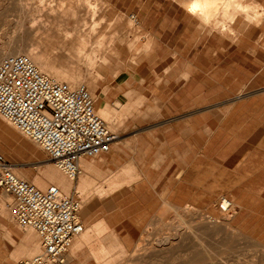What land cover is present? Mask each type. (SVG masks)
I'll list each match as a JSON object with an SVG mask.
<instances>
[{
	"label": "rangeland",
	"instance_id": "374dc122",
	"mask_svg": "<svg viewBox=\"0 0 264 264\" xmlns=\"http://www.w3.org/2000/svg\"><path fill=\"white\" fill-rule=\"evenodd\" d=\"M12 1L0 0V5H11ZM26 1L33 5L31 8L39 3L38 0ZM108 2L111 9L106 11L105 15L108 17L106 20L111 19L116 22L118 27L125 28V17L136 14L135 16L138 15L143 27L150 31V33H122L125 42L120 47L127 64L122 68V72L127 74L122 83H114L113 78L110 81L104 80V78L98 80V86L101 89L106 88L102 99L112 108L117 100L121 104L128 102L130 97L128 93L134 91V94L131 95L134 104L137 105L134 109L132 108L129 113L126 111L122 113L120 108L114 107L116 112L120 111L119 114H116L118 123L114 130H111L118 136L115 141L129 138L136 142L137 136L141 135L140 133L145 130V127L158 123L163 118V111L169 113L166 116H171L163 119L168 122L167 125L170 124V121H175L173 118L178 115L167 108V105H173V79L186 77L187 72L193 73L198 81L204 77L216 78L223 75L227 77L228 73L235 77L245 78L252 72L251 70H241L238 67L233 69L229 61V56L233 55L230 53L228 55L226 52L224 54L212 52L211 49L217 50L218 30L209 28L202 30L200 27L192 29L186 23L179 22L182 15L180 12H177L176 16L174 15L173 0H108ZM17 13L11 11L6 19V11L3 8L0 10V44L8 40V37L11 38L17 34L12 33L18 18ZM78 17L80 16L78 15ZM100 17L97 15V18ZM89 18L82 21L91 28V18ZM82 21L79 22V25L75 24L78 28L76 31L88 33L90 28L86 29L87 26H81ZM98 21L101 20H97L98 32L109 31L108 33H111L112 29H106V24H103V27L102 23L104 22L99 23ZM30 24L29 20L26 21L25 27L29 28ZM204 30H207V33ZM210 30L215 31L213 32L215 35H212ZM38 33H43V31L35 29L24 39L30 49L40 48L37 44ZM93 33L95 34L96 31ZM135 35L139 37L138 40H134ZM95 40L94 38L93 41ZM130 41H134L133 48L129 45ZM146 41H150L151 46H149L148 52H143L144 49L140 50V48ZM117 43L119 44L118 41ZM186 44H188L187 47H185ZM205 45L207 48H204ZM45 48L49 49L50 47L43 46V49ZM138 51L142 52H140L137 62L132 63L131 57ZM96 61V66L93 68L94 75L97 74L100 64L98 58ZM112 62L115 64L116 60L113 58ZM57 64L61 63L57 61ZM79 64L83 69L86 63L80 61ZM246 65L250 67L249 63ZM201 69H204V72ZM248 73L249 75H247ZM83 83L90 91L94 102L96 100L99 103V93H92L88 82H83V78H81L77 85ZM199 88L214 90L213 85ZM234 123L236 122L232 121L229 125ZM5 125L11 127L9 134L4 133ZM230 128L235 130L237 127ZM213 133H210V137L213 136ZM223 136L231 137V140L227 141L222 149H220L221 143L212 141L209 152L211 156L214 155L212 158L216 164H218L217 162L223 164L220 165L219 176L223 177L224 181L215 184L224 188L217 195H211L210 198L204 199L199 195L200 193L195 192V189L183 188L174 182L173 198L161 200L159 197L156 199L147 198L144 191L135 195L127 188H122L123 185L119 183V181H123L121 180L123 175L127 174L125 168L114 171L98 170L89 179L90 185L81 192L79 190V193L73 187L69 195H76L80 200V212L84 227H88V224L93 225L88 241L74 253H71L72 249L69 250L68 254L71 255L70 257L67 255V263H70L75 254H78L82 256L81 264H220L221 260H223L222 264H232V262L237 264L238 261H242L244 264L253 262L264 264V164L258 165L254 158L247 159L242 156L243 153L249 151V143H251L247 141L249 134L232 133ZM128 148L129 152L132 151L131 147ZM0 152L3 153L8 163L18 167L16 170L29 180H34L49 166L56 168L63 177L69 179L43 149L1 117ZM217 168L216 165L214 170L218 171ZM79 175L75 178V182L79 179ZM34 184L37 186L36 182ZM50 184L43 183L42 189ZM162 193L166 192L163 190ZM0 195V205L4 207L5 202L7 204L11 197L6 196L2 190H0ZM225 197L233 203L227 210L230 216L228 224L231 229L220 226L221 230L219 229L218 234L214 233L215 235L213 230H199L197 234L199 237L188 239L186 233L188 228L183 226L177 232L185 233L186 238L180 244L175 243L176 230L174 226L183 223L178 222L179 218L173 207L180 209L184 219L189 222L193 220V223H196L200 218H203V221L211 218L224 223L221 202ZM148 200L150 203H147ZM88 203L90 204L88 205ZM5 208L7 207L5 206ZM83 211L86 213L85 216L82 215ZM164 213L165 216H163ZM232 229L233 232H230ZM232 233H235V236L231 238L230 234ZM173 235L174 237H172ZM170 241H173L172 245ZM207 248L210 251H207ZM36 252L30 256L33 257ZM30 256L27 259H30Z\"/></svg>",
	"mask_w": 264,
	"mask_h": 264
},
{
	"label": "crops",
	"instance_id": "0c3cea01",
	"mask_svg": "<svg viewBox=\"0 0 264 264\" xmlns=\"http://www.w3.org/2000/svg\"><path fill=\"white\" fill-rule=\"evenodd\" d=\"M255 1L264 5V0ZM173 10L175 16L177 12L182 15L179 22L186 23L192 29L199 28L191 18L183 14L178 0H173ZM210 32L215 35V31ZM218 32L217 50L211 49L212 52L230 53L233 55L229 56L233 69L238 67L251 70L250 75L248 73L249 76L242 78L228 73L227 77H204L198 81L193 73L187 72L186 77L173 79V105H167V108L178 115L173 118L175 121L167 125L168 122L163 119L171 116H166L169 113L163 111V118L145 127L136 142L123 138L115 141L107 153L95 158H82L79 161L80 177L73 182L76 192L85 190L90 185L89 179L100 169L114 171L125 168L127 174L123 175V181L119 183L135 195L144 191L147 198H173L174 182L183 188L195 189L204 199L210 198L224 188L215 184L224 181L219 176L220 165L223 164H216L212 158L214 155H210V143H221L222 149L231 140V137L223 135L232 133L249 134V151L242 156L254 158L258 165L264 164V34L238 33L236 40L232 39L234 43ZM201 70L204 72V69ZM206 85H213L214 90L199 88ZM232 121L236 123L229 125ZM230 127L237 128L232 130ZM211 132L214 133L210 137ZM128 147L132 151L129 152ZM216 165L218 171L214 170ZM82 215H86L85 211ZM80 218L82 220L81 212ZM92 225L84 227L89 231V236ZM39 240L35 231L19 227L11 212L0 205V264H20L35 252ZM81 262L82 256L75 254L67 264Z\"/></svg>",
	"mask_w": 264,
	"mask_h": 264
},
{
	"label": "bare ground",
	"instance_id": "6f19581e",
	"mask_svg": "<svg viewBox=\"0 0 264 264\" xmlns=\"http://www.w3.org/2000/svg\"><path fill=\"white\" fill-rule=\"evenodd\" d=\"M38 2L39 3L34 5L33 8H31V6L33 5H31L30 2L26 0H13L11 2V5L8 6L0 5V10L3 8V10L6 11V19L11 11L18 12L15 29H13L12 31V33L17 34H14L11 38L8 37V40L0 44V61L4 57L9 55L24 54L28 56L32 60L34 65L38 68V70L46 75L49 79L55 82L66 83L71 88L77 87V82L79 81V79L83 78V82H88L87 84L92 93H99V103H97L95 100V107L99 112L97 113L100 114L99 116L106 122L108 129L110 131L114 130L116 123H118L116 114H119L120 111H122V113L125 111L126 113H129L132 108L134 109L137 106L136 103L134 104V99L131 96L132 94H134V91L132 90L128 93V96L130 97L128 99V102H126L125 104H121L119 100H117L114 107L120 108V111L116 112L114 107L112 108L105 100L102 99L106 93V88L101 89L98 86V80L100 78H104V80L110 81V79L113 78L114 83H122L127 76L124 71L122 72L123 66L127 65L122 54V49L120 47V45L125 42L122 33H150V31L143 27L138 15V18L135 16L136 14H133V16L130 17H125V28L118 27L116 22L111 19L106 20L108 17L105 14L106 11L110 8V3L108 2V0H38ZM8 3L10 4V2ZM178 3L183 9V14L191 18L193 22L200 28H209L212 30L216 29L220 31V33H223L225 37L227 36V38H230V40L234 39L238 35V33H243V35L244 33L264 34V5L258 3L255 0H178ZM101 13L102 15H99ZM219 13L220 16H218ZM78 15L80 17H78ZM97 15L101 17L97 18ZM88 18L91 20V28L85 25L86 23L84 22L85 20H88ZM104 19L105 21H103ZM28 20L31 22L29 28L27 26L29 31L25 27L26 21ZM97 20H101L102 22H104L102 23L100 21L102 25L106 24V29H112L111 33H108L109 31L107 32L105 28H103L106 31L105 33L98 32L99 28L97 29V26L99 24L97 23ZM80 21H82L83 23L81 24V26H87L88 28L86 29L90 28V31H87L88 33H84V31L82 33L79 32V30L78 32L76 31L78 28L75 26V24L78 23L79 25L81 23ZM114 24L116 25L114 26ZM35 29H41L43 33H38L39 41L37 42V44L40 48L33 50L30 49L29 45L24 42V39ZM23 30H27V32H24ZM93 31H96L97 34L95 33V35ZM94 38L96 39L95 41H93ZM138 39L139 37L135 35L134 40ZM117 41L119 42V44L117 43ZM233 42L235 43V41ZM133 43L134 41L129 42V45L132 48L134 47ZM43 46L50 48L43 49ZM142 46L143 47L140 48V50L144 49L143 52H146L147 50H149V46H151L150 41H146ZM140 52L142 51L136 52V56L134 54V56L131 57L132 63L137 62V58L140 55ZM97 58L100 60V64L98 67L99 70L97 74L94 75L93 68L96 66ZM113 58L116 60L115 64L112 62ZM57 61L61 64L58 65ZM80 61H84L86 63L83 69L79 64ZM6 122L15 127L12 123L8 121ZM10 130L11 127L9 125L4 126V133L7 132L9 134ZM39 147L42 149L41 146ZM55 165L64 172V170L60 168L56 163ZM16 169H18V167L12 166V170L13 172L15 171L14 173L16 176L26 179L31 183L36 182L37 186H39L41 189L43 188V183H51L47 187L54 186L58 188L62 196H69L70 190L74 186L73 180L75 179L69 177L64 172L69 178L67 180L56 168L52 166L44 169L41 174H38L34 178V180H29L26 176L21 174ZM221 204L224 223L220 222V220L211 218L203 221V218L200 217V220L196 223H193V220L192 222H189V220L186 221L184 219V216L181 213L180 209H178L177 207H173V210L179 218L178 222L183 223L174 226L176 230V233L174 232V235L176 236L174 238L175 243L177 242L176 244H180L186 238L185 233L183 234L182 232H177L179 231L180 227L183 226H185V228H188V230L184 228L185 230H187L186 233L188 235V239H190L191 237H199L197 235L199 230H213V234H218L220 226H223V228L225 227L226 229H231L228 224L230 216L228 215L227 210L230 209L233 203H231L225 197L222 200ZM5 206L7 207L6 202L4 207ZM7 209L10 211L8 207ZM166 212L168 213V211ZM159 213L161 215V212ZM163 216H165V213ZM30 229L35 231L33 228H26V230ZM230 232H233V229ZM37 235L40 240L35 250L37 251L35 255L40 254L43 249L42 238L39 233H37ZM174 235L172 237H174ZM230 236L232 238L233 236H235V233L230 234ZM74 238L75 239H73L72 245L70 247V249H72L71 253H74L75 250L81 247L83 243L87 242V240L90 238L89 231L83 228L82 231ZM172 242L173 241H170L171 245L173 244ZM39 249L40 251H38ZM207 251L210 250L207 248ZM70 255L71 254H69L68 257H70ZM221 261L223 263V260ZM241 262L238 261L237 264H241ZM232 264L235 263L232 262ZM242 264L244 263L242 262ZM251 264L255 263L253 262Z\"/></svg>",
	"mask_w": 264,
	"mask_h": 264
},
{
	"label": "built area",
	"instance_id": "2783aa9c",
	"mask_svg": "<svg viewBox=\"0 0 264 264\" xmlns=\"http://www.w3.org/2000/svg\"><path fill=\"white\" fill-rule=\"evenodd\" d=\"M0 117L41 146L73 179L80 174L82 158L107 153L117 139L97 113L86 85L71 88L55 82L24 54L0 61ZM0 190L11 197L6 205L17 224L33 228L43 241L42 252L20 264H67L73 239L84 228L78 197L16 176L1 152Z\"/></svg>",
	"mask_w": 264,
	"mask_h": 264
}]
</instances>
